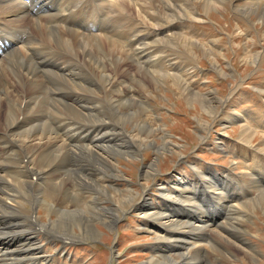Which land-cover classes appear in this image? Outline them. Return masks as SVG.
Returning <instances> with one entry per match:
<instances>
[{"label": "rangeland", "instance_id": "374dc122", "mask_svg": "<svg viewBox=\"0 0 264 264\" xmlns=\"http://www.w3.org/2000/svg\"><path fill=\"white\" fill-rule=\"evenodd\" d=\"M123 1L127 2L128 0L117 1L111 7L112 12L106 9V13H114L115 18L122 21L126 19L135 20L129 16H124L127 11L129 13L134 11L136 12L135 15L140 16L149 25L151 24L150 15L157 12L167 13V15H173L174 12H177L185 16L181 17L182 20L175 21L176 24L168 25L169 28L176 27L173 31L179 32L174 38L164 40L168 50H164L163 47L161 49L160 47L155 48V55L158 59L155 64L148 68L150 70L156 69L155 74L147 76V69L135 65L130 59L128 51L122 50L124 48L122 42H117V46L109 39L112 49L114 46L110 53L111 61L112 58H118L115 62V69L110 67L106 63L105 58L108 51L105 50L107 44L104 42L102 35L94 33V31H97L96 29L85 35L79 32L78 27L74 26V32L79 35L77 39L67 34L66 37L61 36H63L65 46L72 50V52L69 51L71 54L86 42L92 45L95 44L98 47L96 55L94 54L93 59L89 61L95 74L93 78L97 84L95 86L88 80H82L79 76L76 77L78 81H72L70 71L59 75V81L61 86L64 82H67L79 91H91L97 96V100L92 99L96 102V106L92 111L86 109L88 106L87 101L83 102L85 104H83L84 108L75 105L77 113H82L78 114L80 121L84 123L93 122L98 102L105 101L109 96L108 91L117 88L120 94L113 92L110 95L113 98L116 96V98L119 96H121L119 98H122L120 102L122 105L119 109L123 111L121 112L122 116L124 115L122 119L128 118V121L124 122L126 130L124 129L123 136L127 137V134H129L131 138L138 141L142 137L161 145L164 141L163 136L169 135L170 142L175 144L176 147L169 146L173 149L171 151L164 150L159 156L151 147L144 148L138 154L134 153V156H131L133 154L130 153L127 156L125 154L117 155L116 166L122 178L110 177L111 180L107 181V183L112 182L114 185V191L111 190L113 192L112 196L120 192L122 195H128V191L131 189L135 191L136 195L129 202L119 205V209L115 213L118 219L117 221L115 219L112 224H109L107 220L110 216L108 213L109 208L113 206V202L108 199V195L99 196L100 200L96 202L95 209L100 210L101 214L89 215L96 234L93 236L90 234L82 235L80 229L76 227L70 233H67L74 239L75 244L73 245L62 246L59 239H51L47 235L44 237V234L37 237L39 243L43 245V255H48L49 260L47 263L144 264L148 262L156 253V251L154 252L155 248L151 249L153 243H156V239L154 234L148 233V230L143 228L144 217L140 211L136 210L137 205L144 198L150 199L155 206L157 204L161 205L163 201L160 199L161 192L159 189L164 185L167 187L172 186L179 177L191 178L198 185V178L194 170L196 168L205 172L216 170L225 175H232L230 177L234 182V187H230L228 190L237 193L238 200L234 201V204L241 203V211L234 215L236 217L235 222L237 221L240 225L239 232L241 235L237 237L234 234V236H227V238L224 235L225 239L233 245L228 250L232 251L235 256L222 249V253L228 259H226L227 262L210 261L213 259V256L210 255L211 259L209 258V260L206 258L200 259V264H264V14L254 11L249 12V15L243 13L244 8H249L247 2L253 0H223L222 3L220 2L221 4L218 1L205 3L203 0H144L141 3L143 7L140 8ZM261 1L258 0L256 3ZM146 12L147 14H145ZM191 12L192 16L190 15ZM158 14H155L154 18L159 21ZM188 17H190L189 19L195 17L198 20L196 25L192 27V33L189 32L185 36L184 33L180 32V29L183 21L187 20ZM74 19L75 17H72L69 22ZM87 19H91V16ZM115 23L121 26L119 22L115 21ZM142 24L145 23L135 20L134 27ZM127 25L130 26V24ZM123 31L129 32V30ZM167 33H171V31ZM124 36L126 37L125 40L130 38L128 34H124ZM158 37L161 36L158 35ZM58 38L60 36L57 34ZM111 38L119 40L115 36ZM157 45L162 44L157 43ZM170 47L180 50L177 51L180 55L176 57L174 54L171 55L175 60L168 59L169 62L173 63V67H168L164 62L162 67H153L162 60V55L165 56L166 52H170ZM60 59L62 62L73 61L68 60L66 57ZM98 59H101L100 65L95 62ZM86 66L90 67L88 63L84 64L83 73L87 70L90 71ZM65 68L67 67L65 66ZM77 70L79 71V68ZM104 79L109 81L106 86H104ZM61 88L64 92V87ZM131 89L132 93L130 92ZM61 92L60 87H57V91L52 88L53 95L61 94ZM208 92L211 93V96H216L217 99V103L214 104L215 107H211V110H208L209 112L203 110L202 101L199 102L193 99V102L190 101V98L196 94L200 98H204L205 95L206 100H208ZM57 101L46 99V106L40 105L37 111L31 110L28 106L24 110L21 109L23 113L25 111L29 113L23 117L25 124L32 126L41 122L36 119L42 118L43 115L39 114L46 110L51 109L50 114L54 112L53 115H57V110H54L57 109V103L60 112L64 111L67 116L76 114L71 110L67 101L64 103L59 100V97H57ZM130 102L133 103L129 105ZM238 115L244 116V118L238 121L236 120ZM231 117L233 120H231ZM0 119V128H2L3 118ZM27 120L32 122L28 123ZM135 123L137 128L134 127ZM143 123L154 130L152 134H149V137L142 134L140 126H143ZM202 124L207 125L206 129L201 127ZM243 127L253 130L246 129L249 133L250 131L256 132L254 138L248 142L249 145H252L250 147L245 146L246 141L243 140L244 143L242 140L240 141L239 134L245 131ZM49 128H52V126L50 125L48 130ZM115 128L120 132L123 127L120 128L119 125V129L116 123ZM160 128L162 130H158ZM146 129L144 127L142 130ZM201 137L203 138L201 139ZM66 138L68 137L57 135L42 140L37 139L30 142L27 148L38 147L46 150L55 146L57 141L61 145L58 150L63 151L66 147L68 153L58 162L61 164L60 169L57 172H51L46 180L56 179L58 174L65 172L67 169L71 170L73 173H68L67 180L74 179L80 183L77 188L81 186L82 188L81 195L78 197L81 200L84 198L81 203L88 201L87 205L89 206V201L93 198V195H96L99 187L89 189L88 185L82 183L83 179L87 180V177H89L86 174L88 170L85 172L83 168L75 171L71 169L70 161L74 156L73 153L76 152L77 155L79 152L76 151L73 141L68 142ZM93 149L98 150L97 148ZM98 153H101V151L98 150ZM154 156L158 157L156 172L151 171V175L143 178L142 172L144 169L146 170L145 165L151 162L155 158ZM182 157L183 160L179 161ZM191 164H194L193 167L190 166ZM65 187L70 188L71 184L66 183ZM241 187H244V189L241 190ZM116 189L119 190V193ZM169 190L175 191L177 189L169 187ZM64 191L66 192V190ZM24 206L31 208L27 200H25ZM56 206L59 210L66 208V206L68 211L72 209L71 205L60 203L55 205L51 198L46 197L36 210V215L41 223L47 224L50 218L56 219L61 214L53 212ZM25 215L20 213L14 219L20 221L22 217L21 221L28 225ZM57 232L59 234L55 236L65 234L60 229ZM208 232V235H210L211 232ZM206 250L209 252L208 249ZM191 252L193 253V250ZM165 253L159 251L155 257L162 261V255ZM11 260L14 261L12 257Z\"/></svg>", "mask_w": 264, "mask_h": 264}, {"label": "bare ground", "instance_id": "6f19581e", "mask_svg": "<svg viewBox=\"0 0 264 264\" xmlns=\"http://www.w3.org/2000/svg\"><path fill=\"white\" fill-rule=\"evenodd\" d=\"M71 1L73 0L64 2L63 0H0V6L4 3L1 10L13 13L4 17L1 16L0 13V39L7 40L9 43V46L3 50V52H9L0 59V118H3V126L0 130L6 131L11 135L13 143L23 150V152L19 154L17 149L5 143L2 138H0V264H48V255H43V245L39 243L37 238L39 234L45 231L44 235H58L59 233L57 230L60 229L65 233L61 235L68 236L66 239H70L69 237L71 236H69L70 234L67 235V233H70L74 228L78 227L82 235H95L96 232L93 229V223L90 222L91 217L89 215L101 214L99 212L100 210L95 209L96 202L100 200L99 196L101 197V195H108V199L113 202V206L109 208L108 213L110 216H108L109 219L107 222L112 224L115 222V219L117 221L118 217L115 213H117L119 205L129 202L136 194L135 191L131 189L128 191V195H122V193H119V190L116 189L119 194L113 195L114 197L112 196L113 192L111 190L114 191V185L112 182L107 183V181L111 180L110 177L122 178L116 166V156L122 154L126 156L133 154L131 156H134V153L138 154V152L147 147H151L159 156L164 150L171 151L175 146V144L170 142L169 135L163 136L164 141L161 145H158L155 141L145 140L142 137L140 141L134 140L129 134H127V137H124V122L128 121V118L122 119L124 115L122 116L121 112L123 111L119 109L122 105L120 103L122 98H119L121 96L113 98L110 95V93L113 94V92H118L120 94L117 88L108 91L109 96L105 101L102 100L98 102V108L93 122H81L76 125L75 122L72 121V119L81 120L78 116L81 112L77 113L75 105L84 108L85 104L83 102L87 101L88 106L86 109L92 111L94 106H96V102L92 100L94 99L92 96L96 95L91 91H79L76 87H72L71 84L67 82H64L61 86L59 75L70 71V79L72 81H78L76 77L79 76L82 80H88L96 86L97 83L93 78L95 74L93 73L89 61L93 59V55L97 53L98 47L95 44L92 45L86 42L80 46L81 48L75 49L79 54H77V51H73L72 54L79 60L82 68L74 59H70L73 60L72 62H62L60 58L57 59V54H55L57 48L67 52H72V50L65 46L63 36L57 39V32L54 31L55 27L61 25L66 34L75 39L79 36L74 32V26L77 27V25H74V21L78 12L76 4H72ZM94 1L100 10L91 13L89 15L91 19L85 17L86 12L89 11L87 8L81 10L80 12H83L79 20V25L85 23L92 26L97 21H103L101 27L105 30L101 35L104 42L107 44V48L105 49L108 51L107 54L105 53L106 63L110 67H114L116 65L115 62L118 60V58H112L111 61L110 53L112 46L110 45L109 39L114 45H117V42H122L123 39H126L124 34H128L130 38L126 40V45L130 59L135 65L147 69V76L153 73L155 74L156 69H148L155 64V61L158 59L155 55V48L160 47L161 49V47H165L164 50H168L167 46L164 44V40L174 38L176 34L179 33L178 31H173L176 27L169 28L168 25L175 23L177 20H182L181 17L184 15L178 14L177 12H174L173 15H167V13H165V15L161 12H157L155 14L157 15L159 13L157 16L159 21L154 18L155 14H152L150 15V26H146L145 24L137 25L131 28L129 32H124L122 29H118V25L115 21H119L115 18L114 13H112L113 15L107 14L105 11L108 9L112 12L111 7L120 0ZM203 1H205V3L212 1L222 3L223 0ZM253 1L247 2L249 8H242L243 13L247 15L249 12L252 13V11H254L264 14V1L260 0L261 2L258 3H256L258 0ZM124 3L133 4L138 8L143 7L141 3L136 4V0H128ZM48 5L51 7L49 15L46 17L48 29L41 26L42 34L40 36L45 40L47 39L48 42L53 43L55 46L53 50L51 51L42 43L36 42L35 38H30L25 43L20 44L19 47L14 45L8 38L3 21L9 25V29L20 28L21 32L31 23L33 28L39 29L40 26L38 27V25L42 15L37 14L39 16H32L31 11H38L44 7H48ZM53 8H55V11H52ZM47 10L49 11V9ZM117 11L120 12L119 10ZM142 11L144 12V10ZM172 11L175 10L173 9ZM145 14H147V12ZM190 15L192 16V12ZM72 17H75V19L69 22ZM52 20H56V23H51ZM15 23H18V25ZM95 29L98 31V28H93V30ZM111 30L116 32L119 41L113 40V38L107 36ZM147 30L150 33L149 36L148 33H145ZM169 31H171V33H167ZM158 35L161 37H158ZM20 37L21 34L17 36L18 39H20ZM78 40L80 41V39ZM157 43H161L162 45L158 46ZM164 50L162 49L161 51L163 52ZM163 57L164 55H162V60L153 67H162L163 62L168 67H173V63ZM95 62L100 65L101 59ZM87 63L90 67L86 66V68L90 71L86 69L87 71L83 73L84 64ZM65 66L67 68H65ZM77 68H79V71ZM174 79L176 78L174 77ZM108 84L109 81L104 79V86ZM57 87H60L62 92L61 94L53 95L52 88L57 91ZM61 87H64V92ZM47 91H51L49 97L46 95ZM82 93L88 94V97H83ZM209 93L210 92L207 94L208 100H206L205 95L203 96L204 98H200L196 94L190 98V101H202L203 110L209 112L208 110H211V107H215L214 104L217 103L216 96H211V93ZM57 97L64 103L67 101L71 110L76 114L74 116L73 114L72 116H67V113H64V111L60 112L57 103V107L55 106L57 109H54L55 111L57 110V115H53L54 112L50 114L45 113V111L39 114L43 115L42 118L36 119L41 122L32 126H27L25 120H22L15 128L11 129L18 120V117L23 114L19 107L20 103L25 102V107L28 106L31 110L37 111L40 105H45L46 99L58 102ZM131 103L133 102H130L129 105ZM140 103L142 102L140 101ZM24 114L26 115L29 113L25 111ZM243 118L244 116L238 115L236 120L239 121ZM231 120H233L232 117ZM112 121L117 123L118 126L120 125V128L123 127L122 130H120L123 134L118 132L116 128L109 127L113 124ZM27 122L31 123L32 121L27 120ZM50 125L53 130L52 128L48 130ZM134 127L137 128L136 123ZM144 127L147 129L142 130ZM201 127L206 129L207 125L202 124ZM140 129L143 132L142 134H145L146 137H149V134H152L154 131L153 128H148L144 123L143 126H140ZM243 129L245 128L243 127ZM246 129L239 134V137L241 138L240 141H246V147H250L251 144L249 145L248 142L254 138L256 132H251L253 130L248 128L251 130L249 133ZM158 130L162 129L160 128ZM57 135L68 137L66 140L68 142L73 141L76 151L79 152L77 155L76 152L73 153L74 156L70 161V165L73 171L79 168H83L85 172L88 170L86 174L89 177H87V180L83 179L82 183L88 185L87 187L89 189L91 187H99L97 188L96 195H93V198L89 201V206L87 205L88 201L81 203L84 198L81 200L78 197L81 195L82 186L77 188L80 186V183L76 182L74 179V181L67 180L68 177L66 176H69L68 173H73L71 170L69 171V169H67L65 172L58 174L56 179L46 180L51 172H57L60 169L61 164L58 162L68 153L66 147L63 151L58 150L61 145L57 141L55 146L49 147L46 150L38 147L27 148L28 144L34 140H42ZM202 138L203 137H201V139ZM85 141H88V143ZM93 148H97L102 154L98 153V150L96 151ZM157 162L158 157L156 156L151 162L145 165L146 170L144 169L142 172L143 178H147L151 175V171L153 173L156 172ZM194 170L198 178V185L191 178L179 177L172 186L167 187L164 185L159 189L161 192L160 199L163 201L161 205L157 204L155 206L148 198H144L142 202L137 205L136 210L140 211L141 215L144 217L143 228L148 230V233L154 234L156 239V243H153L151 247V249L155 248L154 252L156 251V253L144 264H200V259L206 258L209 260L210 255L213 256V259L210 261L220 260L227 262L228 259L226 255L222 253V249H225L228 254L234 255L232 251L228 250V248H231L233 245L225 239V236L227 238V236L231 237L234 236V234H236L237 237L241 235L239 232L240 225L237 221L235 222L236 217L234 216L241 211V203L238 205L234 204V201L238 200L236 197L237 193L228 190L230 187H234V182L230 175L222 174L216 170L209 172L196 168H194ZM33 176L35 178H33ZM66 183H70L71 187H65ZM169 187L177 190L168 191ZM240 189L242 190L244 187ZM62 190H66V192L64 191L66 195ZM46 197L51 198L55 205H57V203L71 205V211H68L67 206L62 210L57 209L56 206L53 212L61 214L58 215L56 219L50 218L47 224L41 223L36 215V210ZM25 200L30 203L32 209L24 206ZM205 208H207L208 211H205ZM20 213L26 214V223L28 225L21 221L22 217L20 221H18L12 219L10 216H6L8 214L13 215ZM217 216L218 218L216 219ZM208 231L211 232L210 235H208ZM61 235H59V237H62ZM192 248L194 249L193 253L190 251ZM206 249H208L209 252ZM159 251L166 252L162 255V261L155 257ZM11 257L14 261L11 260Z\"/></svg>", "mask_w": 264, "mask_h": 264}]
</instances>
